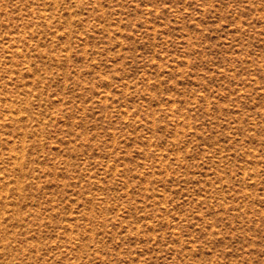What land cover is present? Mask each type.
<instances>
[{
	"label": "rangeland",
	"instance_id": "obj_1",
	"mask_svg": "<svg viewBox=\"0 0 264 264\" xmlns=\"http://www.w3.org/2000/svg\"><path fill=\"white\" fill-rule=\"evenodd\" d=\"M152 2L0 0V264H264V0Z\"/></svg>",
	"mask_w": 264,
	"mask_h": 264
},
{
	"label": "snow or ice",
	"instance_id": "obj_2",
	"mask_svg": "<svg viewBox=\"0 0 264 264\" xmlns=\"http://www.w3.org/2000/svg\"><path fill=\"white\" fill-rule=\"evenodd\" d=\"M142 5H144V6H147V7H149V8H156L157 6H159V7H163V8H168L169 7V4H167V3H163V4H158V3H153L152 2V0H141V3H138L137 4V7H141ZM45 7H47V8H51L52 7V5L51 4H47V5H44ZM181 7H183L182 5H180ZM209 8H217V10H218V7L219 6H217V5H207ZM189 7H191V5H189ZM224 7H231V5H224ZM231 16V13H229V17ZM233 23H235V21L233 20L232 21ZM225 27H227V25H225ZM237 31H239V29H237ZM5 55H7V56H9L10 57V53H5ZM26 71H27V69H25ZM36 71L37 72H40L41 71V69L40 68H37L36 69ZM34 99H39V97L37 96V97H35ZM0 175H3V173H0ZM76 203V201L73 199V204H75ZM115 226V225H114ZM91 232V225H89V228H88V230L85 232V233H83L82 234V240H84V241H88V238H89V233ZM100 235H102V233H99ZM9 235H12V233H9ZM28 235V233H26V232H22L21 233V237H20V239L18 240V243L20 244V245H24L25 243H26V239H25V237ZM110 235V234H109ZM32 239H35V234H32ZM58 239H60V238H58ZM253 239H255V238H253ZM196 242V240H192V243H195ZM4 243H5V245H8L9 244V241L8 240H5L4 241ZM69 244H72V250L73 251H75L76 250V247H77V245L75 244V243H73V242H71V241H69L68 242ZM245 243H247V241L245 242ZM57 247V249L59 248V245H57L56 246ZM120 247H121V245H120V243L119 242H116L114 245H113V250L115 251V250H119L120 249ZM185 247H186V245H185ZM5 251H6V249H4ZM16 253H17V255H24V253H35V248H31V249H29V248H24L23 249V252H21L20 251V249H13ZM245 249H243V248H241L240 249V251H244ZM100 251H101V249L99 248V246L97 245L96 246V249H95V251H94V255L95 256H99L100 255ZM82 255H84V253H81ZM104 255L105 256H107L108 255V253L107 252H105L104 253ZM194 255L195 256H199V252L197 251V252H195L194 253ZM260 256H261V258H262V261H264V250H262L261 251V253H260ZM25 259H26V256H25ZM57 264H59V261H57ZM258 264H261V262H258Z\"/></svg>",
	"mask_w": 264,
	"mask_h": 264
}]
</instances>
